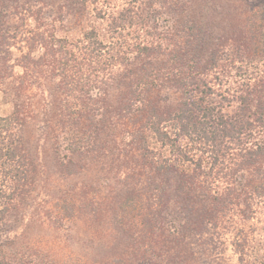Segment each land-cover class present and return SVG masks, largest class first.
Returning a JSON list of instances; mask_svg holds the SVG:
<instances>
[{"label":"trees","instance_id":"16d2710c","mask_svg":"<svg viewBox=\"0 0 264 264\" xmlns=\"http://www.w3.org/2000/svg\"><path fill=\"white\" fill-rule=\"evenodd\" d=\"M209 1L0 0V264H264V3Z\"/></svg>","mask_w":264,"mask_h":264},{"label":"rangeland","instance_id":"374dc122","mask_svg":"<svg viewBox=\"0 0 264 264\" xmlns=\"http://www.w3.org/2000/svg\"><path fill=\"white\" fill-rule=\"evenodd\" d=\"M19 1L24 2V0H19ZM255 1H258V3H264V0H255ZM228 2L229 1H225V0H210L209 5L210 6H220L219 11L222 14L224 13V11L234 12V9L238 11L241 10V9H238L239 6L237 4L234 5L231 2H229L230 4H228ZM258 3H254V4H258ZM90 13L91 12L88 13L86 17V21L89 20L91 22L92 15ZM218 18H220V16ZM216 20L217 21L215 22L218 24L217 25L218 27H221L224 24L223 20H219V19H216ZM8 24L9 26H11L12 29H15V28L18 29L19 32L21 31L23 32V30H28V28L32 25L31 23L29 24L27 22H24L23 20L21 21L20 19H18V17L10 18ZM215 32L216 34H219L221 31L216 30ZM59 34L63 35L62 33H59ZM78 34H79L78 29H74L73 31L66 33V36H68L70 39H73ZM227 37H231L236 40L243 39L245 46L249 48V51H250L249 53L252 54L254 52V49H255V46H253L254 37L252 34H248L247 31L245 34H242V29L234 28L233 32L227 33ZM236 44H238V42H236ZM22 45L23 43L19 42L16 46L17 48H19ZM12 51L14 52L13 59L17 58V56L20 55L16 48H13ZM263 68L261 69L264 70ZM15 72L19 74L20 69L16 68ZM11 111H12V105L7 101L4 95L0 92V116H7L11 113ZM257 222L261 228H264V217L258 216ZM221 233H222L220 234L221 238H219L218 240H221L223 244L220 246V249L217 252L218 256L216 258V262L220 264H239L238 255L236 254V252L234 251V248L232 247L233 234H230L227 232H221ZM256 233H257L256 240L259 243V247L256 246V249L254 251L249 250L250 252H252V255L255 256V258L257 256L258 257L264 256V231H260ZM263 259L264 258H262L261 260Z\"/></svg>","mask_w":264,"mask_h":264}]
</instances>
